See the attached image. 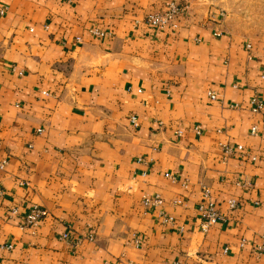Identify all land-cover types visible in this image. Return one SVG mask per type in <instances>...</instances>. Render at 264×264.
<instances>
[{"label":"crops","instance_id":"1","mask_svg":"<svg viewBox=\"0 0 264 264\" xmlns=\"http://www.w3.org/2000/svg\"><path fill=\"white\" fill-rule=\"evenodd\" d=\"M178 1L0 0V264H264V38Z\"/></svg>","mask_w":264,"mask_h":264},{"label":"built area","instance_id":"2","mask_svg":"<svg viewBox=\"0 0 264 264\" xmlns=\"http://www.w3.org/2000/svg\"><path fill=\"white\" fill-rule=\"evenodd\" d=\"M186 8V4L181 5L178 0H164L162 7L158 10H154L149 12L145 17V24L148 26H152L158 29H166L169 27H175L177 25V20L183 14V11ZM0 13H2V9H0ZM88 32L92 35H101V31L96 28H91ZM208 96L213 99L214 94L212 92H208ZM261 107L260 101L253 97L250 101L249 108L252 112H257ZM130 122L135 126V117L130 116ZM197 128V127H196ZM255 127H251L250 131L254 132ZM241 145H235L231 147L227 144H222L220 146L221 153L223 156L231 153L233 150L240 151ZM2 163H0V168L2 167ZM165 176H168L165 174ZM171 180H174V177L168 176ZM183 185V184H182ZM201 198L196 204V211L199 215V229L201 232H206L215 222L221 221L223 222L226 218L225 215L219 213L216 208L214 207L213 200L210 197V193L207 187L201 186L200 187ZM142 204L144 205H159L162 203V200L158 195L154 197H142L141 200ZM180 201L179 199H174L171 201L172 204H178ZM227 210H232L237 207L238 201L234 198H228L225 202ZM14 212V209L12 210ZM43 215V210L36 206L32 205L27 214L24 217V224L27 226L33 225L41 216ZM163 216V215H162ZM165 221H171L172 218L170 216H163ZM90 236V235H89ZM61 238L65 239L67 237V233L63 232L60 235ZM226 250V247L223 248Z\"/></svg>","mask_w":264,"mask_h":264},{"label":"rangeland","instance_id":"3","mask_svg":"<svg viewBox=\"0 0 264 264\" xmlns=\"http://www.w3.org/2000/svg\"><path fill=\"white\" fill-rule=\"evenodd\" d=\"M225 19L252 38H264V0H231L225 9Z\"/></svg>","mask_w":264,"mask_h":264}]
</instances>
